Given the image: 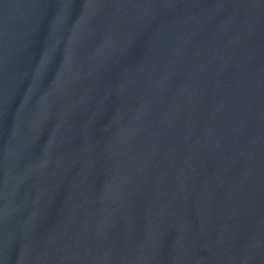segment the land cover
Segmentation results:
<instances>
[{
    "label": "water",
    "instance_id": "95a60500",
    "mask_svg": "<svg viewBox=\"0 0 264 264\" xmlns=\"http://www.w3.org/2000/svg\"><path fill=\"white\" fill-rule=\"evenodd\" d=\"M0 264H264V0H0Z\"/></svg>",
    "mask_w": 264,
    "mask_h": 264
}]
</instances>
